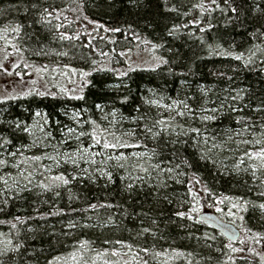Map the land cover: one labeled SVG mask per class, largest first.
I'll return each mask as SVG.
<instances>
[{"label": "trees", "instance_id": "trees-1", "mask_svg": "<svg viewBox=\"0 0 264 264\" xmlns=\"http://www.w3.org/2000/svg\"><path fill=\"white\" fill-rule=\"evenodd\" d=\"M260 4L258 0H0V63L13 83L20 81L8 97L0 99V134L4 138L0 139V150L3 145L13 148L28 143L16 120L24 118L32 107H43L51 121L63 122L66 102H79L76 97H83L98 72L129 76L128 86L118 96L130 95L134 104L142 86H165L164 70L177 78L216 83L206 72L203 53L207 51L202 44L216 62L238 60L240 56L238 61L244 63L245 70L236 81L246 94V102L250 107L264 105V58L256 55L264 49V11L258 9ZM221 7L227 16L218 23L227 26L220 36L225 44L240 48L237 51L211 40L200 42L211 27L209 13ZM44 24H50L51 31L44 29ZM16 27L18 32L13 31ZM176 28L181 29L182 36L174 39L169 35ZM142 30L165 38L169 63L156 56L151 58L153 65L136 66L128 61L127 54L155 45ZM22 32L30 47L43 48L46 53L55 49L52 46L58 41L70 43L83 54L85 63L32 59L17 40ZM148 54L150 58L151 52ZM159 67L164 70L153 76L152 70ZM30 76L33 79L28 82ZM107 81L94 77V85L88 90L90 104L117 102ZM188 92L193 94L194 89ZM224 117H218L220 126L248 121L229 114ZM88 119L93 121L91 115ZM250 121L264 125V112ZM93 130L95 139L105 143L102 127ZM120 142L113 144L122 145ZM138 143L140 139H131L127 144ZM261 148L264 146L166 142L157 148L160 168H171L174 173L170 176L169 171L160 170L163 183L125 187L114 171L108 179L77 177L71 181L69 193L64 192L65 184L52 180L60 175L68 179L65 170L46 174L40 152L23 153L20 161L24 173L37 171L41 177L36 178L33 188L10 200L7 215L0 214V264H153L155 258L164 264H264V254L239 252L235 246L238 240L228 241L196 218L206 206L221 219L253 234V241L264 243V208L260 207L264 204V159L251 156ZM210 153L233 157L237 163L234 170L214 166ZM173 175L183 178V183L178 184ZM183 191L187 208L177 207ZM68 194L71 201L66 199ZM180 212L185 215H177ZM92 219L100 220L94 235H89L92 228L85 223ZM166 241H172L173 248L160 245Z\"/></svg>", "mask_w": 264, "mask_h": 264}, {"label": "rangeland", "instance_id": "rangeland-1", "mask_svg": "<svg viewBox=\"0 0 264 264\" xmlns=\"http://www.w3.org/2000/svg\"><path fill=\"white\" fill-rule=\"evenodd\" d=\"M258 1L261 2L258 9L260 8V10L263 9L262 11H264V0ZM226 16L227 12L222 7L211 10L208 17L211 27L202 34L204 38H201V43L204 40H211L229 50L237 51L240 49L233 43L225 44L220 36V33L223 32L227 25L222 23L219 26L218 22L222 21ZM218 28L219 30L217 31ZM44 29L51 31L52 27L50 24H44ZM142 32L155 45L146 47L147 51L140 52L137 50V52L127 54L128 61L136 66L153 65L154 63L151 60H154V56H156L166 58L169 63L170 60L166 56L165 38L163 36L153 37L147 31L142 30ZM181 33V29L176 28L175 32L171 35L169 33L166 34V37L169 35L177 39ZM209 33L211 35H208ZM25 38V34L22 32L17 40L32 59L51 60L59 64L72 65L85 63L83 54L70 43L58 41L52 46L55 49L46 53L43 48L36 50L30 47ZM186 38L190 39L188 36ZM202 45L207 51L203 53V61L208 66L206 72L209 73L212 79L214 78L216 83H198L192 79L177 78L172 75L170 70H164L159 67L152 70V74L153 76L155 74L158 75L160 71L164 70L167 76V80H164L165 86L160 88L154 84L142 86L140 88L139 101L134 104V102L131 103L130 95L118 96L123 87L128 86L129 76L113 77L109 72L102 71L92 76L91 82L79 102H66L65 110L63 111L65 120L63 122L58 120L51 121L48 112L43 107H32L24 118L16 120L22 132L27 134L28 143L26 145L19 144L13 148L3 145L0 150V160L6 161L0 167V214L7 215L10 200L16 198L25 190L33 188V184L37 181L36 178H39L38 176L41 177L40 172L37 171L31 175L24 173L22 162L20 161V155L23 153L28 154V152L32 153L35 150L40 152L42 170L46 174H57L65 170L69 177V183L65 184L64 192L69 193L71 181H74L77 177L86 176L108 179L109 174L111 175L114 171L117 172L119 183H122L125 187L131 185L132 188L142 183L150 182L161 183L162 179L159 171L167 172L168 169L160 168V154L157 148L166 142L173 143L183 140L194 142L197 145L199 143L200 145L234 143L243 144L247 148L264 146V125L250 121L262 115L264 105L253 104L250 107L246 102L244 90L239 87V83L236 81L243 75L245 70L243 68L244 63L234 59H220L219 62H216L213 55L208 52L206 45ZM148 52H151L150 58H148ZM256 55H259L257 57L261 55L264 58V49ZM212 62H215L216 65H213L214 63L212 64ZM4 68L5 66L0 63V99L8 97L12 89L17 88L20 84L18 83L20 81L13 83L12 78L6 75ZM96 76L109 80L107 81V88L113 92V96L118 98L117 102L104 101L93 104L88 102L91 95L88 90L94 85V77ZM28 79L27 81L29 82L33 78L30 76ZM36 79L35 77V82ZM50 81L52 80L50 79ZM192 88L194 93L188 94V91H193ZM77 91L78 88L75 92ZM233 97H236V99H233ZM185 104L188 106L187 108L184 107ZM97 105L101 107L97 108ZM178 112H183L184 115H177ZM227 114L236 118H247L248 121H234L233 124L220 126L221 123L217 122L218 117L225 116L224 118H226ZM89 115L93 117V121L90 119L87 121V116ZM204 115L214 116L215 118L203 120L201 117ZM156 121H163V123L156 124ZM95 125L102 127L100 133L102 134V139L105 140L104 142L113 144V142L121 141L122 145H128L127 143L131 139H140L141 143L127 147L118 145L105 148L104 143L97 144L92 139L93 128L96 129ZM153 125L155 126L153 127ZM25 128L28 131H25ZM69 128H73L75 131L69 133ZM146 128H152V132H148ZM190 128L199 129V134L189 131ZM81 131L87 135L80 136ZM153 133H156V135H153ZM2 138L3 136L0 134V139ZM257 140L260 141L259 144L255 142ZM244 141H247V143H244ZM84 149H87V151L84 152ZM82 152L83 158H81ZM69 156L71 159L68 158ZM209 156L214 166L222 170H234L235 164H237L231 156L216 153H210ZM116 157L123 158L117 160ZM72 160L76 162L72 163ZM157 165L159 167H156ZM170 173L171 176L174 171ZM172 178L178 184L183 183V178L175 179L174 175ZM211 186L212 189H217V187L214 188L215 185ZM66 199L71 201L72 198L68 194ZM178 199L177 207H188L185 191L182 192ZM204 210L211 211L210 208L203 206L198 213ZM187 214L189 215V211H187ZM99 220L92 219L85 223L92 228L89 235H94L96 223ZM237 228L240 231V235L235 246L239 252L264 254L263 242L253 241V234L243 232L244 230L238 226ZM166 242L164 244L160 243V245L173 248L172 241ZM158 243L152 244L157 245ZM172 256V253L168 254L169 258H172ZM153 264L164 263L155 258Z\"/></svg>", "mask_w": 264, "mask_h": 264}, {"label": "snow or ice", "instance_id": "snow-or-ice-1", "mask_svg": "<svg viewBox=\"0 0 264 264\" xmlns=\"http://www.w3.org/2000/svg\"><path fill=\"white\" fill-rule=\"evenodd\" d=\"M13 31L18 32V31H19V27L14 28ZM253 55H254V53H253ZM236 59L239 60V59H241V57H240V56H237ZM162 62L166 63V61H162ZM81 75H83V76H87L88 73H81ZM76 98H77V99H82L83 97H76ZM233 99H236V97H233ZM96 107H97V108H100L101 106H100V105H97ZM184 107L187 108L188 106L185 104ZM38 115H39V114H38ZM177 115L183 116L184 113H183V112H178ZM214 118H215L214 116H207V115H204V116L201 117V119H203V120H209V119H214ZM160 123H163V121H156V124H160ZM154 126H155V125H153V127H154ZM18 127H19V125H18ZM24 130H25V131H28L27 128H25ZM146 130H147L148 132H152V128H146ZM74 131H75V130H74L73 128H69V129H68V132H69V133H73ZM189 131L199 134V129H197V128H190ZM84 135H87V134H86L85 132L81 131V132H80V136H84ZM153 135H156V133H153ZM92 139L95 140V142H96L97 144L100 143L99 140H96V139H95V136H92ZM229 139H231V137H229ZM255 142H256L257 144L260 143L259 140L255 141ZM9 143H10V142H9ZM205 143H207V141H205ZM244 143H247V141H244ZM116 146H117V145H115V144H111V143H108V142H105V143H104V147H105V148L116 147ZM121 146L127 147V146H129V145H126V144H125V145H121ZM213 147H216V145H213ZM83 151L86 152L87 149H84ZM209 151H211V150L209 149ZM12 155H15V154H12ZM66 155H67V154H66ZM245 155H249V154H248V153H245ZM251 156H255V157H258V158H262V159H264V148H261L260 151H258V152H254V153H252ZM251 156H250V158H251ZM49 158H50V159H53L52 157H49ZM68 158L71 159L70 156H69ZM81 158H83V152L81 153ZM122 158H123V157H116L117 160L122 159ZM33 159H39V157H33ZM75 162H76L75 160H72V163H75ZM5 163H6V161H4V160H0V165L5 164ZM241 163H243V160H241ZM156 167H159V166L157 165ZM261 167H264V165H261ZM168 171L171 172L172 169L169 168ZM253 174H255V173H253ZM29 175H31V173H29ZM109 178H110V174H109ZM25 179H27V177H25ZM52 180H53V182H55V181H61L63 184H68V183H69L68 179H66L63 175H60V176H54V177H52ZM29 182H30V181H29ZM5 183H7V182L5 181ZM43 187H45V188H51V185H43ZM129 187H131V185H129ZM261 195L264 196V193H261ZM92 207H95V205H92ZM234 207H235V205H234ZM260 207H261V208H264V204L260 205ZM177 215H179V216H183V215H185V214L182 213V212H180V213H177ZM70 226H74V225H70ZM145 231H147V229H145ZM235 250H236V249H233V251H235ZM144 251L147 252V249H145ZM98 255H103V254H102V253H98ZM113 255H115V253H113ZM73 258L75 259V257H73ZM262 259H264V257H262ZM105 264H108V262L106 261ZM144 264H147V262L145 261Z\"/></svg>", "mask_w": 264, "mask_h": 264}, {"label": "water", "instance_id": "water-1", "mask_svg": "<svg viewBox=\"0 0 264 264\" xmlns=\"http://www.w3.org/2000/svg\"><path fill=\"white\" fill-rule=\"evenodd\" d=\"M196 218L198 221L217 230L228 241H236L240 235L239 229L233 223L221 219L213 211H201L197 214Z\"/></svg>", "mask_w": 264, "mask_h": 264}, {"label": "bare ground", "instance_id": "bare-ground-1", "mask_svg": "<svg viewBox=\"0 0 264 264\" xmlns=\"http://www.w3.org/2000/svg\"><path fill=\"white\" fill-rule=\"evenodd\" d=\"M211 227V226H210Z\"/></svg>", "mask_w": 264, "mask_h": 264}]
</instances>
